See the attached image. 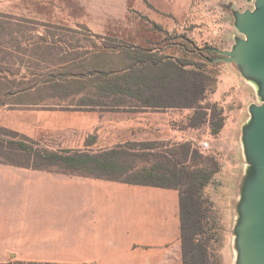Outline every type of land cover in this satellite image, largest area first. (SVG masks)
Masks as SVG:
<instances>
[{
    "label": "crops",
    "instance_id": "obj_1",
    "mask_svg": "<svg viewBox=\"0 0 264 264\" xmlns=\"http://www.w3.org/2000/svg\"><path fill=\"white\" fill-rule=\"evenodd\" d=\"M45 1L56 2L24 0ZM72 2L102 4L103 13L89 8L82 19L105 22L103 27L87 23L86 28L71 30L73 44L65 46L69 51L92 52L97 40L105 43L115 38L131 42L132 52L126 55L129 61L120 72L121 80L132 72L146 73L145 65L132 58L139 51L198 62L207 71H216L215 92L207 95L202 104L219 106L222 129L217 134L211 132L208 124L193 129L189 121L191 110L152 108L135 97L111 90L106 93L120 98L118 107L31 106L0 112L1 128L33 141L50 139L45 145L47 149L95 158L98 168L123 170L125 174L155 173L154 165L138 167L126 163L125 157L135 156V148L168 147L189 140L194 143V135L203 130L205 135H211L209 154L219 163L218 173L234 178L249 167L237 159L234 142L247 115L244 99L238 95L243 90L236 79L220 76L221 65L192 55L191 45L181 42L183 34L190 33L192 38L201 37L203 43L194 40L198 49L209 48L218 56L220 52L231 51L236 40L243 37L231 15L242 11L239 4L234 6L239 0ZM132 14L137 16L132 20L143 18L160 29L116 27L118 22L126 24ZM172 32L180 41L165 43ZM151 39L158 43L150 45ZM125 101L133 106L123 107ZM11 260L32 264H183L179 189L138 184L124 176L65 174L31 166L0 167V263Z\"/></svg>",
    "mask_w": 264,
    "mask_h": 264
},
{
    "label": "rangeland",
    "instance_id": "obj_2",
    "mask_svg": "<svg viewBox=\"0 0 264 264\" xmlns=\"http://www.w3.org/2000/svg\"><path fill=\"white\" fill-rule=\"evenodd\" d=\"M13 1L0 0V112L19 111L31 106L48 109L118 107L120 98L110 96L104 86L121 77L120 72L129 61L126 55L132 52L131 42L115 38L108 39L105 43L97 40L94 47L96 49L92 52L69 51L65 46L73 44L71 30L86 28L87 23H93L95 27L104 26L103 19H82L89 8L92 12L103 13V5L77 4L72 0L44 3ZM236 4H239L242 11L230 12L235 25L239 22V13L253 11L255 8L253 0H239L234 6ZM136 17L132 14L126 24L118 22L116 27L143 30L158 27L143 18L132 20ZM170 35L166 36L165 43L179 40L173 32ZM183 35L185 37L181 42H186L187 45L190 42L194 45L195 39L203 43L201 37L192 38L190 33ZM148 43L154 45L158 41L151 39ZM210 62L221 65L220 76L226 80L231 77L236 79L238 87L243 90L238 95L244 99L243 107L247 115L242 119L234 142L237 159L241 163H247L249 168L239 171L234 178L218 173L215 177L216 184L210 185L206 190L214 203L209 215V225H213L214 219L218 224L217 238L211 242L209 258L211 264H246L248 207L263 183L260 181L261 170L253 167L250 136L254 128L253 110L255 106L264 103V89L247 66L217 60ZM232 103L234 104L233 100ZM203 105H207L211 111L214 109L213 104ZM122 106L130 107L133 104L125 101ZM217 107L219 108L218 105ZM194 136V143L189 140L168 147L139 146L134 149L135 156L125 157L124 160L138 167L144 164L154 165L157 176L168 175L171 170L184 172L213 168L214 164L219 168V163L211 154H202L196 148L197 143L205 137V132L201 130ZM49 142L50 139L29 140L20 133L0 127V167L31 166L65 174H104L124 176L126 180L138 179L136 172L125 174L123 170L105 171L92 162L69 164L54 159L52 155L72 157L78 162L81 156L56 153L45 147ZM212 142L211 139L210 146Z\"/></svg>",
    "mask_w": 264,
    "mask_h": 264
},
{
    "label": "trees",
    "instance_id": "obj_3",
    "mask_svg": "<svg viewBox=\"0 0 264 264\" xmlns=\"http://www.w3.org/2000/svg\"><path fill=\"white\" fill-rule=\"evenodd\" d=\"M156 26V25H155ZM159 28V27H156ZM160 29V28H159ZM192 55L204 58L207 62L219 57L209 48L198 49L190 42ZM206 54V55H204ZM135 62L144 64L146 73H131L123 80H115L106 90L124 93L135 97L145 106L152 108H177L191 110L189 121L193 129L208 124L213 134L220 132L223 126L222 110L213 104L211 111L202 102L207 95L215 92L218 83L216 71H207L204 65L194 61L169 59L155 53L139 51L132 57ZM216 106V107H215ZM21 147L24 148L23 145ZM69 164L74 158L58 157ZM81 159V160H80ZM76 164L92 162L99 165L95 158L81 157ZM219 168L197 169L190 171L171 170L168 175L157 176L155 173H138V184L172 186L180 192V221L183 264H211L209 250L211 242L217 238L218 224L213 220L209 225V215L214 208L213 201L206 194L210 185L216 184ZM0 264H32L22 262H5Z\"/></svg>",
    "mask_w": 264,
    "mask_h": 264
},
{
    "label": "water",
    "instance_id": "obj_4",
    "mask_svg": "<svg viewBox=\"0 0 264 264\" xmlns=\"http://www.w3.org/2000/svg\"><path fill=\"white\" fill-rule=\"evenodd\" d=\"M253 1L254 10L239 13V22L235 25L243 39H237L231 51L220 52L215 60L247 66L264 89V0ZM253 119L250 136L253 167L261 170L263 183L248 207L246 264H264V103L254 107Z\"/></svg>",
    "mask_w": 264,
    "mask_h": 264
},
{
    "label": "built area",
    "instance_id": "obj_5",
    "mask_svg": "<svg viewBox=\"0 0 264 264\" xmlns=\"http://www.w3.org/2000/svg\"><path fill=\"white\" fill-rule=\"evenodd\" d=\"M210 141H211V135H205V137L202 138L201 141L197 143L196 148L202 154L209 153L211 151Z\"/></svg>",
    "mask_w": 264,
    "mask_h": 264
}]
</instances>
